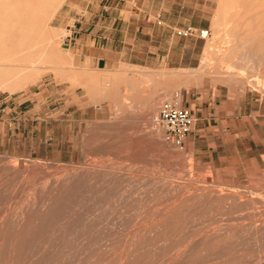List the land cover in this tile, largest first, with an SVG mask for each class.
<instances>
[{
  "label": "rangeland",
  "instance_id": "1",
  "mask_svg": "<svg viewBox=\"0 0 264 264\" xmlns=\"http://www.w3.org/2000/svg\"><path fill=\"white\" fill-rule=\"evenodd\" d=\"M90 1L64 0L46 21L54 57L35 39L34 68L14 67L0 86L1 99H36L16 104L29 118L44 115L50 139L43 156L0 154V264H264V156L232 163L219 148L207 163L187 139L174 149L155 123L163 101L177 93L183 106L208 82L264 89L261 70L242 58L245 42L229 37L249 31L264 47V0H214L215 23L191 70L79 68L61 38ZM55 89L63 101L53 102ZM46 91L43 104L36 93Z\"/></svg>",
  "mask_w": 264,
  "mask_h": 264
},
{
  "label": "crops",
  "instance_id": "2",
  "mask_svg": "<svg viewBox=\"0 0 264 264\" xmlns=\"http://www.w3.org/2000/svg\"><path fill=\"white\" fill-rule=\"evenodd\" d=\"M120 1L91 0L81 7L84 17L66 45L79 68L102 70L112 61L151 69L191 70L198 66L215 23L218 9L214 0H156V4L151 0ZM157 17L162 24H157ZM187 26L205 29L208 35L203 40L172 34V27ZM229 37L236 44L245 42L244 49L240 50L244 56L238 51V57L246 59L247 66L253 63L264 75L262 40L253 38L249 31L232 32ZM208 83V88L202 92L183 95V106L196 117L194 131L187 136L193 155L201 159L210 157L207 163H212L215 151L220 148L232 163L236 156L241 164L247 156L258 161L264 156V89L245 87L240 90ZM53 93L60 95L53 102L63 101L62 91L55 89ZM47 94L50 93H36L42 98L39 102L44 104L52 99ZM35 100L24 98L21 101L33 103ZM21 101L12 97L1 99L0 154L43 156L50 140L46 129L48 121L42 118L44 115L29 118V111H20L16 104ZM209 148L211 150L206 151Z\"/></svg>",
  "mask_w": 264,
  "mask_h": 264
},
{
  "label": "bare ground",
  "instance_id": "3",
  "mask_svg": "<svg viewBox=\"0 0 264 264\" xmlns=\"http://www.w3.org/2000/svg\"><path fill=\"white\" fill-rule=\"evenodd\" d=\"M63 2L64 0H0V86H4L7 78L13 75L14 67H17L20 72L28 68H34L40 59L39 56L35 55L37 51H33L32 46H30L34 44L35 39H40L44 43L45 46H43L42 52L49 54L50 58L54 57L52 56L54 35L52 36L51 31L47 29L46 21L57 12ZM182 79L176 77V80H179L180 83ZM142 157L140 158L142 159ZM142 246L144 245L142 244ZM134 251L131 252L132 256Z\"/></svg>",
  "mask_w": 264,
  "mask_h": 264
},
{
  "label": "built area",
  "instance_id": "4",
  "mask_svg": "<svg viewBox=\"0 0 264 264\" xmlns=\"http://www.w3.org/2000/svg\"><path fill=\"white\" fill-rule=\"evenodd\" d=\"M84 17V12H73L70 15L69 22L65 24V35L61 38V44L67 45L73 31ZM157 24H162L161 20L157 17ZM172 34L176 37L188 38L196 37L199 39H205L208 35V31L205 29H196L191 26L185 28H173ZM1 95V94H0ZM1 96H0V113H1ZM196 118L191 110L181 106L176 93L171 100L163 101L157 111L155 118L156 126L161 128L165 133L169 144L178 151L185 149L187 136L194 128Z\"/></svg>",
  "mask_w": 264,
  "mask_h": 264
}]
</instances>
